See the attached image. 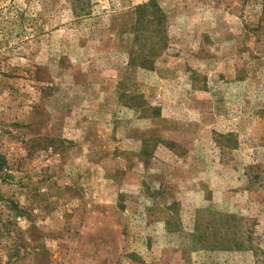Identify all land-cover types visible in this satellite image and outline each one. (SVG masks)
Returning a JSON list of instances; mask_svg holds the SVG:
<instances>
[{
  "label": "rangeland",
  "instance_id": "obj_1",
  "mask_svg": "<svg viewBox=\"0 0 264 264\" xmlns=\"http://www.w3.org/2000/svg\"><path fill=\"white\" fill-rule=\"evenodd\" d=\"M0 154V264H264V0H0Z\"/></svg>",
  "mask_w": 264,
  "mask_h": 264
},
{
  "label": "trees",
  "instance_id": "obj_2",
  "mask_svg": "<svg viewBox=\"0 0 264 264\" xmlns=\"http://www.w3.org/2000/svg\"><path fill=\"white\" fill-rule=\"evenodd\" d=\"M8 166V163H7V160H6V157L4 154H0V172H4V175H6V169H8L9 167ZM9 176V175H7Z\"/></svg>",
  "mask_w": 264,
  "mask_h": 264
}]
</instances>
